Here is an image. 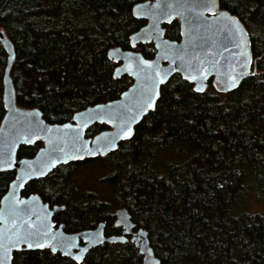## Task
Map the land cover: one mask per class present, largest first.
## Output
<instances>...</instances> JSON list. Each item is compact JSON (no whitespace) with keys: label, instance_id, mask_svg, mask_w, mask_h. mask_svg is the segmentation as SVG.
Segmentation results:
<instances>
[{"label":"trees","instance_id":"trees-1","mask_svg":"<svg viewBox=\"0 0 264 264\" xmlns=\"http://www.w3.org/2000/svg\"><path fill=\"white\" fill-rule=\"evenodd\" d=\"M140 1L0 0V28L16 50L18 104L65 122L77 109L116 98L126 78L114 77L108 50L130 48V34L146 23L133 14ZM219 2L246 25L257 73L229 92L210 81L203 93L175 74L135 135L94 160L110 171L100 197L73 181L75 164L32 180L24 194L65 205L55 218L67 230L105 221L108 234L119 233L115 211L127 207L137 227L149 230L161 264H264V211L249 208L252 198L264 202V0ZM166 36L180 38L178 20L166 25ZM138 49L155 53L153 44ZM6 66L0 40V124ZM41 145L22 146L19 155ZM14 178V170L0 171V202ZM13 264L77 263L43 249L18 251ZM85 264H141V255L133 243H106Z\"/></svg>","mask_w":264,"mask_h":264},{"label":"water","instance_id":"water-1","mask_svg":"<svg viewBox=\"0 0 264 264\" xmlns=\"http://www.w3.org/2000/svg\"><path fill=\"white\" fill-rule=\"evenodd\" d=\"M133 14L146 19L147 23L130 34L131 48L116 46L108 50L109 58L118 64L114 77L130 76L132 85L118 99L89 105L76 111L72 121L64 123H50L39 108H25L18 104L17 89L11 75L16 50L5 30L0 28V40L7 52L3 90L6 111L0 124V171L16 170V177L0 202V237H4L3 243L8 242L7 238H14L16 233L42 231L47 227L51 229L49 236L55 234L71 245L67 248L57 246L56 253L71 257L80 264H84L86 254L94 247L106 242L116 244L129 240L136 243L142 256L141 264H161L149 230L145 227L135 230L137 224L127 207L118 208L115 212V223L123 228L121 234L106 235L105 221L94 229L70 233L65 231L63 223L57 225L53 218L63 205L51 207L39 194L25 196L22 193L28 182L45 177L61 163L106 155L118 149L123 140L134 136L135 126L145 115L156 108L162 86L175 74L192 84L195 91L202 88L197 92L203 93L210 80L218 91L229 92L238 88L245 78L257 73L246 25L235 14L222 8L219 0H145L135 4ZM175 19L181 25L180 40L166 37L164 24ZM241 31L243 35L239 34ZM150 42L156 47L153 58H146L141 51L134 49L139 44ZM245 51L247 56L242 54ZM190 76L196 79H189ZM233 76L237 78L235 87L231 86ZM150 95L154 107L145 111L143 105ZM93 124H106L109 128L93 138L87 137V131ZM127 127L132 129L130 137L123 135ZM38 140H42L44 145L35 156L18 158L22 145ZM113 142L115 147L111 146ZM82 240L85 244H81ZM22 250L40 249H14L10 264L14 253ZM77 256L79 260L75 258Z\"/></svg>","mask_w":264,"mask_h":264},{"label":"snow or ice","instance_id":"snow-or-ice-1","mask_svg":"<svg viewBox=\"0 0 264 264\" xmlns=\"http://www.w3.org/2000/svg\"><path fill=\"white\" fill-rule=\"evenodd\" d=\"M223 15V13H222ZM240 35H243L242 31L239 33ZM246 47V45H245ZM243 55L247 56V52L245 51L242 53ZM147 63V62H146ZM247 63H250V60L247 61ZM189 79L195 80V76H190ZM232 87H235L237 78L233 76L232 78ZM197 91H202V88H197ZM155 95H159V93H155ZM144 110L146 111L148 108L154 107V104L152 102V96L150 95L149 98L144 102ZM127 123L126 121L124 122ZM123 130V129H122ZM123 135L125 137H130L132 135V129L131 127H127V130L123 132ZM117 136H119V133H117ZM112 147H115L114 142L111 144ZM91 154H95V152H92ZM51 229L45 227L44 230H35V231H26L23 233H16L14 238H7V243H3L2 240L4 237H0V264H10L11 260V252L15 250H20L22 247L27 249H33V248H49L53 253L57 251V246H60L61 248H67L71 247L70 244H66L63 239H58L55 234L49 236V232ZM55 241V243H53ZM86 251V249H84ZM67 254V253H66ZM77 260L80 259L79 256L75 257ZM158 264V262H157Z\"/></svg>","mask_w":264,"mask_h":264},{"label":"flooded vegetation","instance_id":"flooded-vegetation-1","mask_svg":"<svg viewBox=\"0 0 264 264\" xmlns=\"http://www.w3.org/2000/svg\"><path fill=\"white\" fill-rule=\"evenodd\" d=\"M143 1H145V0H143ZM141 2V1H140ZM135 6V5H134ZM144 20H146V19H144ZM175 20H178V19H175ZM175 20H173L172 22H174ZM179 21V20H178ZM172 22H170V23H166V24H164V27H165V29H166V25H168V24H171ZM146 23H147V21H146ZM145 23V24H146ZM144 24V25H145ZM179 24H180V21H179ZM144 25H142V26H144ZM141 26V27H142ZM140 27V28H141ZM138 30V29H137ZM167 37V36H166ZM169 38V37H168ZM181 39V25H180V38L179 39H174V40H180ZM144 44H153L154 45V43L153 42H150V43H144ZM141 44H139L136 48H134V49H136V50H138V51H141V50H139L138 48H139V46H140ZM130 48H131V46H130ZM154 48H155V53H154V55L152 56V57H148V56H146L142 51V53L144 54V56L146 57V58H153L154 56H155V54H156V47H155V45H154ZM125 49H128V48H125ZM113 61V60H112ZM114 62V61H113ZM115 63V62H114ZM118 64L117 63H115V67L117 66ZM115 67H114V69H115ZM113 75H114V72H113ZM122 78H126V85H125V87L118 93V95H117V97L116 98H114V99H118L120 96H121V94H122V92H124L125 90H127L128 88H129V86L130 85H132V83H133V79L130 77V76H127V75H125V76H123V77H121V78H116V79H122ZM210 81H212V80H210ZM169 83V82H168ZM167 83V84H168ZM166 85V84H165ZM165 85H163L162 86V89H163V87L165 86ZM162 89H161V93H162ZM160 98H161V96H160ZM114 99H111V100H114ZM160 100V99H159ZM108 101H110V100H108ZM102 102H105V101H102ZM97 103H99V102H97ZM158 103H159V101H158ZM158 103H157V105H158ZM94 104H96V103H94ZM90 105H93V104H90ZM87 106H89V105H87ZM86 106V107H87ZM86 107H84V108H86ZM157 107V106H156ZM25 108H27V107H25ZM35 108V107H34ZM37 108V107H36ZM81 109H83V108H81ZM81 109H77L76 111H78V110H81ZM156 109V108H155ZM154 109V110H155ZM154 110H151L149 113H151L152 111H154ZM76 111L74 112V114L76 113ZM149 113L147 114V115H145V117L144 118H146L148 115H149ZM74 114H73V116H72V118L70 119V120H68V121H72V119H73V117H74ZM43 116H44V113H43ZM44 118H45V116H44ZM144 118L142 119V121L144 120ZM46 119V118H45ZM47 120V119H46ZM48 121V120H47ZM141 121V122H142ZM48 122H50V121H48ZM65 122H67V121H65ZM141 122H139L136 126H135V132H136V128H137V126L141 123ZM50 123H64V122H50ZM107 128H109L106 124H93V125H91L90 127H89V129H88V131H87V137H94L96 134H98L100 131H102V130H104V129H107ZM135 135V134H134ZM131 139V138H130ZM130 139H127V140H130ZM124 141H126V140H123L122 142H124ZM37 142H41V146L35 151V153L33 154V155H31V156H20L19 155V152H20V149H21V147L22 146H25V145H22L21 147H20V149H19V152H18V158L19 159H21V158H23V157H33V156H35V154L37 153V151L44 145V143H43V141L42 140H38V141H36V142H34V143H32V144H28V145H26V146H30V145H33V144H35V143H37ZM121 142V143H122ZM120 143V144H121ZM120 144H119V146H120ZM119 148V147H118ZM117 150V149H116ZM116 150H114V151H116ZM114 151H112V152H114ZM112 152H110V153H112ZM110 153H108V154H106V155H109ZM106 155H98L97 157H92V158H85V159H77V160H72V161H69V162H67V163H61V164H59L58 166H56L48 175H50L52 172H54L55 170H57V169H59L61 166H65V165H69V164H75V165H77V166H79V165H82V164H89L90 162H94V160L95 159H97V158H99V157H104V156H106ZM80 162H81V164H80ZM12 170H14L15 171V177H16V170L15 169H12ZM5 171H10V170H5ZM48 175H46V176H48ZM45 176V177H46ZM45 177H40V178H45ZM40 178H36V179H40ZM15 179V178H14ZM13 179V180H14ZM36 179H33V180H36ZM12 180V181H13ZM11 181V182H12ZM32 181V180H31ZM30 181V182H31ZM30 182H28L27 183V185L30 183ZM10 185V184H9ZM27 185H26V187H27ZM26 187H25V189H26ZM24 189V190H25ZM24 190H23V195H25V196H28V195H30V194H39V193H30V194H24ZM40 195V194H39ZM41 196V195H40ZM42 197V196H41ZM42 199H43V197H42ZM44 200V199H43ZM45 201V200H44ZM45 202H48V201H45ZM49 203V202H48ZM50 204V203H49ZM55 205H60V204H55ZM55 205H51L50 204V206L51 207H53V206H55ZM61 205H63V204H61ZM60 205V206H61ZM65 208V205H63V208H61L60 210H58L57 212H55L54 213V221L56 222V224L58 225V224H61V223H63L64 225H65V223L64 222H58L57 220H56V215H57V213H59L61 210H63ZM117 210V209H116ZM116 212V211H115ZM115 221H116V215H115V219H114V225L119 229V233H114V234H121L122 232H123V228L122 227H120V226H117L116 225V223H115ZM100 222H102V221H99L95 226H93V227H89V228H83V229H80V230H76V231H70V230H67L66 229V225H65V227H64V229H65V231H67V232H70V233H74V232H79V231H81V230H86V229H94V228H96L97 226H98V224L100 223ZM137 228L138 227H136L135 228V230H137ZM106 229V228H105ZM106 235H113V234H108L107 233V229H106ZM129 237H131V235H129ZM107 243V242H106ZM106 243H103V244H106ZM128 243H133V244H135L136 245V243L135 242H132V241H127L126 243H116V245H118V244H128ZM81 244H85L84 242H83V240L81 241ZM103 244H101V245H99V246H102ZM110 244V243H109ZM136 247H137V245H136ZM95 248V247H94ZM94 248H92V249H94ZM45 249H49V248H45ZM91 249V250H92ZM40 250H43V249H40ZM90 250V251H91ZM22 251H30V250H22ZM89 251V252H90ZM138 251H139V249H138ZM16 252H18V251H16ZM15 252V253H16ZM88 252V253H89ZM14 253V254H15ZM54 253H56V252H54ZM57 253H60V252H57ZM88 253L86 254V256L88 255ZM61 254V253H60ZM62 255V254H61ZM141 255V254H140ZM63 256V255H62ZM86 256H85V258H86ZM65 257H68V256H65ZM69 258H71V257H69ZM85 258H84V260H83V262L82 263H84L85 264ZM71 259H73V258H71ZM74 261H76L75 259H73ZM13 261H14V258H13ZM141 262H142V256H141ZM76 263L77 264H80V263H78L77 261H76ZM13 264V263H12Z\"/></svg>","mask_w":264,"mask_h":264},{"label":"rangeland","instance_id":"rangeland-1","mask_svg":"<svg viewBox=\"0 0 264 264\" xmlns=\"http://www.w3.org/2000/svg\"><path fill=\"white\" fill-rule=\"evenodd\" d=\"M110 174L107 167L102 162H90L89 164L79 165L75 169L73 181L77 183L87 196L90 194L102 195L109 185L104 179ZM251 200L249 208L252 211H264V202L258 199Z\"/></svg>","mask_w":264,"mask_h":264}]
</instances>
